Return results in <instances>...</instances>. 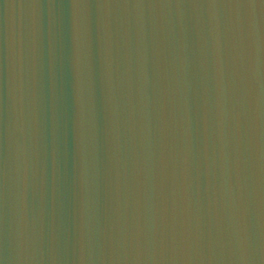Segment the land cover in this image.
I'll return each instance as SVG.
<instances>
[{
	"label": "water",
	"instance_id": "water-1",
	"mask_svg": "<svg viewBox=\"0 0 264 264\" xmlns=\"http://www.w3.org/2000/svg\"><path fill=\"white\" fill-rule=\"evenodd\" d=\"M0 264H264V0H0Z\"/></svg>",
	"mask_w": 264,
	"mask_h": 264
}]
</instances>
